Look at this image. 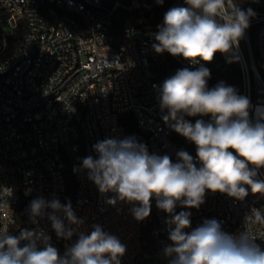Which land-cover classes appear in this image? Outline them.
<instances>
[{
    "label": "built area",
    "instance_id": "built-area-1",
    "mask_svg": "<svg viewBox=\"0 0 264 264\" xmlns=\"http://www.w3.org/2000/svg\"><path fill=\"white\" fill-rule=\"evenodd\" d=\"M120 4L0 0V21L7 19L12 28L9 33L0 25V228L19 235L22 229L38 227L54 246L50 221L38 218L36 225L29 221L30 203L42 197L66 204L73 196L72 208L83 223L65 221L75 233L71 239L62 238L61 255L80 232L90 234L92 226L99 225L125 245L121 264H169L164 248L171 243L165 223L170 217L156 207V199L151 200L150 215L137 221L129 211L131 205H108L107 199L115 194H101L82 167L84 158H97L93 145L98 141L130 137L126 129L130 117L143 134L149 154H166L176 162L183 150L200 166L196 145L177 142L170 123L161 117L167 113L160 110L157 99L163 82L152 69L155 60L166 56H171L178 69L193 66L167 52L155 55L154 33L164 17L143 28L125 25L126 38L113 40L110 31ZM129 6L138 7V0H131ZM238 6L251 9L254 16L233 47L241 73L240 88H234L249 98L250 115L255 117L257 112L264 113V76L255 62L251 33L264 23V0H246ZM259 46L264 51V31ZM200 64L210 70L208 63ZM256 179L264 180V168L258 170ZM204 200L198 209L176 207L177 214L191 212V228L185 231L205 219H215L226 233L250 232L264 250V223L245 221L253 209L264 214L249 194L236 199L209 191ZM148 223L154 242L144 258Z\"/></svg>",
    "mask_w": 264,
    "mask_h": 264
},
{
    "label": "clouds",
    "instance_id": "clouds-1",
    "mask_svg": "<svg viewBox=\"0 0 264 264\" xmlns=\"http://www.w3.org/2000/svg\"><path fill=\"white\" fill-rule=\"evenodd\" d=\"M184 3L189 7H173L164 14L152 48L157 54L182 57L193 67L177 69L158 89L157 99L160 110L167 112L165 123L171 121L173 131L196 145L200 166L186 151H179L173 162L169 155L149 154L146 145L126 137L98 141L93 145L97 158H84L82 167L101 194H115L107 199L108 205H131L137 221L150 215L151 200L156 199V207L170 217L165 223L171 243L164 248L169 264H264V250L250 232L226 233L215 219H205L188 232L191 212L175 211L178 205L198 209L209 191L243 199L247 185L253 194H264V180L256 179L264 168V113L252 117L249 98L223 81L209 88L210 70L200 64L238 46L254 13L241 9L238 0ZM203 115H211L213 122L197 120L193 125L185 119ZM38 218L50 221L57 238L64 239L75 233L65 221L83 223L70 201L62 204L42 197L29 206V221L36 225ZM245 221L264 223V214L253 209ZM92 229L90 234L80 232L60 255L51 237L38 227L22 229L19 235L0 228V264H121L125 245L99 225Z\"/></svg>",
    "mask_w": 264,
    "mask_h": 264
},
{
    "label": "trees",
    "instance_id": "trees-1",
    "mask_svg": "<svg viewBox=\"0 0 264 264\" xmlns=\"http://www.w3.org/2000/svg\"><path fill=\"white\" fill-rule=\"evenodd\" d=\"M104 3L107 5L112 6L116 0H103ZM120 5L115 10V15L113 19V23L111 26V38L113 40L121 39L124 40L126 38V35L123 33L124 27H125V22H126V17L128 15V10L125 7V5H128L130 0H119ZM184 7H189L186 3H184ZM142 10L141 13H139ZM150 9L146 6H143L142 8L136 9L135 13H139L138 16L140 20L138 22L132 21L131 25L136 26L138 28H143L155 19H159L164 17V14L157 13L158 17L156 18H150ZM251 42L253 46V53H254V58L257 67L262 73V62H261V57H260V49L257 45L254 44V41L252 39V33H251ZM171 56H166L164 59H157L154 61L152 69L153 73L155 75V78L160 80L161 82H165L167 79H169L171 76L175 74L177 71L174 67L173 64L168 63L171 60ZM173 60V59H172ZM174 61V60H173ZM210 70L214 75H222L229 73L231 76H239L240 78V67L237 65L234 61L230 60L227 56L222 55L220 53H217L214 57V59L208 63ZM167 113H164L161 117L164 120V116H166ZM187 119V118H185ZM191 124L195 125L197 120H202L203 122L205 121H211L212 117L211 115H203V116H195L192 118L187 119ZM171 124L172 122L169 121ZM126 129L127 132L129 133L130 137H135L138 142L143 143L146 145V143L143 141V134L140 132L139 129L136 128L135 122L133 119L130 117L127 119V124H126ZM173 138L179 142L180 144L186 145L189 143V140L186 139L185 137L181 136L180 134L176 133L173 131ZM69 190L72 193L73 192V183H70L69 185ZM249 191L247 190V195ZM155 200V198L152 199V201ZM71 202V205L73 206L74 200L73 196H71L68 199V202ZM259 205H262L263 202H259ZM61 240L62 238H57L55 232H54V247H56L61 255Z\"/></svg>",
    "mask_w": 264,
    "mask_h": 264
},
{
    "label": "rangeland",
    "instance_id": "rangeland-1",
    "mask_svg": "<svg viewBox=\"0 0 264 264\" xmlns=\"http://www.w3.org/2000/svg\"><path fill=\"white\" fill-rule=\"evenodd\" d=\"M117 1L119 0H116L114 3H116ZM130 2L128 4H130ZM238 2H239L238 5H241L245 3L246 0H238ZM138 3H139L138 7H134V6L126 7L125 5V7L128 10V15L126 17V22H125L126 25H131L132 21L138 22L140 20L138 14L141 13L142 10L138 14L135 13V10L142 8L143 6H146L151 10L150 18L158 17L157 13L165 14L169 9L173 7H184V0H163L162 4L157 3V0H138ZM0 25L3 26L9 33L12 31L11 25L7 19L1 20ZM263 31H264V23L257 25L255 30L252 32V39L254 41V44L257 45L260 49V57H261V62H262V67H263L262 74L264 76V51L259 46L260 38L263 34ZM164 53H161V54H164ZM155 55L159 56L160 54L155 53ZM225 56H227L230 60L234 61L237 65H239V62L235 56L233 49L229 54H226ZM168 63L173 64L176 70L178 69V66L172 59ZM220 81H223L227 85H230L236 88H240V84H241L239 76H231L229 73L222 74V75H214L211 71V79L208 81V84L216 85ZM245 187L249 191L248 194L253 198L255 202L257 203L263 202L261 206L264 209V194H261V193L253 194L249 186L245 185ZM153 242H154V238L152 235L151 223H148L146 226V247L143 253L144 258H147V256L149 255Z\"/></svg>",
    "mask_w": 264,
    "mask_h": 264
}]
</instances>
